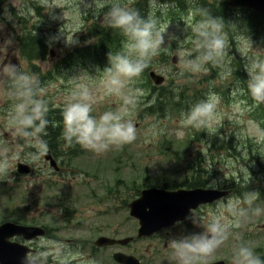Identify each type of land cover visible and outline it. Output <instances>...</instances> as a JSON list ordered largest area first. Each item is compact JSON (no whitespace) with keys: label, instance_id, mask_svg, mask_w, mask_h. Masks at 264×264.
Returning a JSON list of instances; mask_svg holds the SVG:
<instances>
[{"label":"rangeland","instance_id":"374dc122","mask_svg":"<svg viewBox=\"0 0 264 264\" xmlns=\"http://www.w3.org/2000/svg\"><path fill=\"white\" fill-rule=\"evenodd\" d=\"M189 1L186 0L188 5L193 1L220 3L228 0ZM114 2L117 0H50L48 6L42 7L41 0H5L0 6V43L8 38L13 40L9 59L36 77L53 73L50 79L45 78L41 86L48 106L62 109L65 98L81 83L86 84L97 98L93 115L115 109L120 103L116 97L104 94L105 89L101 84L103 72L99 67L91 65L60 69L58 66L68 51L93 41V37L87 33L88 26L95 19L102 22L103 14ZM119 2L131 7L136 0ZM53 3L60 8L50 13ZM156 8L161 11L155 18L157 27L165 30V44L152 59L148 73L156 70L163 74L166 77L163 86L172 91V99L181 100L187 104V108L165 115L148 113L146 107L156 96L153 92L149 97L151 89L145 82L144 71L129 84V87L140 88L144 92L138 98L132 115L137 128L135 141L122 147H111L102 154L76 145L78 155L58 158L61 171H56L44 156L38 164L30 165V174H19L18 163L23 162L25 153L34 150L25 146L22 140L13 141L4 130V118L10 101L5 95L7 83L0 81V139L6 140L13 150L23 148L21 160L13 163L15 171L11 176L14 180H0V223L20 220L22 224L46 226L50 231L48 237L71 240L74 250L95 258L97 264H117L111 251L92 254L89 247L97 236H134L135 241L123 250L127 254L148 259L151 258L148 249H155L156 246L162 248V244L156 240L158 238H137L139 223L130 216L128 203L139 197L147 182L159 187L166 182H176L181 186L191 175V167L202 163V167L209 170L205 172L209 187L230 188L231 195L240 197L247 191H253L257 195L253 208L262 209L259 215L250 210L248 216L242 218L241 227L233 229V232H239V241L230 236L207 259H224L230 264L233 248L241 243L249 245L256 255L264 258V124L257 118L258 109L264 108V104L256 106L248 94V73L245 69L252 58H264V42L255 41L252 32L244 30L240 20L244 16L236 12L230 20L232 26H224L229 44L221 66L214 67L209 63L206 65L209 69L207 73L181 74L177 63L172 62L173 56L181 50L193 49L194 33L190 25L204 19L203 13L194 7L183 11L176 7L178 12L173 13L167 7L158 5ZM63 14L67 21L60 19ZM21 17L29 18V27L36 24L37 35L49 44L46 59L30 62L20 55L18 40L23 26ZM74 32H77V43L69 45L66 38L71 40ZM239 49H244V53ZM239 59H242V69L239 74H234V70L239 68ZM229 69L231 74L226 76ZM200 89L204 90L203 93L196 92ZM233 91H236L235 96L232 95ZM210 93L221 99L218 116L212 126L207 129H181V113L206 99ZM234 104H239V112L233 111ZM257 126L259 132L256 131ZM178 130L183 131L182 138L177 136ZM229 139L232 140L231 145H226ZM62 149L68 150V147L63 145ZM214 208H208L197 217L206 215L209 209ZM188 224L178 226L177 231L200 230L192 222ZM166 231L174 233L176 230L162 232ZM30 245L35 247V241Z\"/></svg>","mask_w":264,"mask_h":264},{"label":"clouds","instance_id":"9594fccd","mask_svg":"<svg viewBox=\"0 0 264 264\" xmlns=\"http://www.w3.org/2000/svg\"><path fill=\"white\" fill-rule=\"evenodd\" d=\"M49 2L50 0H41V6H48ZM148 2L150 9L160 5V0ZM55 8L60 7L53 3L50 13ZM60 19L67 21L64 14ZM102 25L119 29L126 37L120 51L108 54V66L102 70L101 80L105 89L104 94L116 97L120 103L115 109L93 115L97 98L86 84L81 83L65 98L61 109V137L65 147L79 145L96 154L136 140L137 128L132 115L138 98L143 96L144 92L140 88L129 87V84L141 76L165 44V30L157 27L154 11H150L146 17L141 16L138 10L120 3L119 0L112 3L103 14ZM190 27L194 33L193 49L177 53V67L181 74L207 73L209 69L206 65L209 63L214 67L221 66L229 44L223 18L208 15ZM75 33L77 32L73 33L71 40L66 38L67 44L77 43ZM12 44L11 38L0 43V81L7 83L5 95L10 101L4 118V130L13 141L22 140L25 146L34 150L25 153L23 160L28 165H34L49 152L45 137L48 135L50 123L52 127L58 125L48 119V102L43 97L44 90L38 77L24 71L20 64H14L9 59ZM239 50L242 54L245 51ZM14 52L15 50L12 54ZM245 69L248 73L246 81L248 94L256 106L264 104V58H252ZM230 74L229 69L225 75ZM232 95L235 96L236 91H233ZM220 103V97L210 93L206 99L192 105L187 112L181 113L180 128H210L217 119ZM233 111H240L239 104L233 105ZM248 123L251 125L252 122ZM256 131H260L258 126ZM249 132H252L251 127ZM176 134L181 138L184 135L183 131L179 130ZM22 150V147L13 150L6 140L0 139V180L9 182L14 180L11 176L15 171L13 163L21 160ZM256 199L255 192L247 191L242 197L228 195L226 198L218 199L215 208L209 209L204 216L196 217L192 212L187 219L200 230L170 234L167 242L168 249L171 250L170 264H206L207 258L211 257L230 236L239 241L240 234L233 232V229L241 227L242 218L247 217L250 210L256 215L262 212L259 207L253 208ZM182 222L177 221V225ZM20 264H97V261L74 250L71 244L63 239L40 235L35 239V247L30 248L20 258ZM230 264H264V258L256 255L249 245L241 243L233 248Z\"/></svg>","mask_w":264,"mask_h":264},{"label":"trees","instance_id":"16d2710c","mask_svg":"<svg viewBox=\"0 0 264 264\" xmlns=\"http://www.w3.org/2000/svg\"><path fill=\"white\" fill-rule=\"evenodd\" d=\"M189 1V0H188ZM191 2V1H189ZM160 5H165L170 13L187 10L190 7H194L196 10H200L203 13L204 18L208 15L217 18H223L224 26L230 28L231 18H234L236 12H239L244 17L241 20V23L244 27V30L248 33L252 32L255 41L259 43L264 42V16L256 14L255 12L248 9H231L228 7L227 1L224 2H192L188 5L186 0H160ZM159 5V6H160ZM131 8L136 9L140 12L141 16H147L150 11H154L155 15H158L161 11L159 8L150 9L148 0H136L133 3ZM38 9H40L38 7ZM166 9V10H167ZM165 10V11H166ZM179 15V14H175ZM20 17V16H19ZM239 17V16H236ZM20 20V19H19ZM29 18L21 17L20 23L22 26V33L19 36V53L27 61L33 62L36 60H44L49 54V44L39 35H37V25L32 24L31 27L28 26ZM87 33L90 37H93L91 43L85 44L83 46L75 47L74 49L68 51L63 58L59 61L58 66L60 69L73 68L75 66H97L99 69H104L108 66V54L117 53L121 50L123 42L126 40V37L119 29H111L104 27L102 22L95 19L91 25L87 28ZM239 68L234 70V74H239L240 69H242L241 63L242 59H239ZM37 67V66H36ZM151 67L148 66L144 71L146 73V84L150 90L149 97L152 93H155L154 101L146 107L148 113H159L165 115L170 111L180 112L182 109L187 108L186 103H182L181 100L172 99V91L165 86H155L148 76V70ZM37 70L39 68L37 67ZM243 73V71H241ZM53 73H48L47 75L43 74L38 76L40 84L45 81V78H49ZM50 79V78H49ZM146 86V85H145ZM147 87V86H146ZM157 89V91H156ZM203 89L197 90L196 92L203 93ZM223 95H226L225 92H222ZM48 119L58 125L57 127H52L51 123L48 127V135L45 139L48 142L49 149L52 150L55 157L59 158L60 156H76L78 155V147L74 145L73 147L68 148V150H63L62 146L65 145L64 140L61 137L62 132V116L61 108H54L53 106H48ZM259 120L264 124V108L258 109ZM232 140L229 139L225 142L226 145H231ZM202 163L196 164L194 167H191L192 173L184 181L181 186L185 187H197V186H207L208 184V175L205 173L208 172V167L203 168ZM211 176V175H210ZM144 186H151L150 182H147ZM162 187L173 189L180 186L176 182H166L162 184ZM20 221V220H19ZM17 221L18 223H21Z\"/></svg>","mask_w":264,"mask_h":264},{"label":"water","instance_id":"95a60500","mask_svg":"<svg viewBox=\"0 0 264 264\" xmlns=\"http://www.w3.org/2000/svg\"><path fill=\"white\" fill-rule=\"evenodd\" d=\"M3 1V0H0ZM230 8H248L258 14L264 15V0H229ZM177 54L173 56V63H177ZM150 78L155 85L164 84L166 77L155 70L150 71ZM55 170L60 166L49 150L45 156ZM17 170L20 174L31 173V166L27 163H18ZM230 194L229 190L210 189L204 187L166 189L151 186L143 189L138 198L129 203L130 214L138 219V237H149L155 233L173 227L177 221H183L192 209L217 201ZM47 230L39 225H25L16 222H4L0 224V264H20V258L30 250L28 243L34 241L40 235H46ZM22 238L25 242L16 240ZM133 237L114 239L101 236L96 239L95 245L121 244L126 245ZM114 259L120 264H142L134 255L122 252L114 254ZM210 264H225L224 260Z\"/></svg>","mask_w":264,"mask_h":264},{"label":"flooded vegetation","instance_id":"af4514ba","mask_svg":"<svg viewBox=\"0 0 264 264\" xmlns=\"http://www.w3.org/2000/svg\"><path fill=\"white\" fill-rule=\"evenodd\" d=\"M215 204L216 203H214V204H212V205H203V206H201V207H199L198 209H196V210H193V211H191L190 213H189V215H188V217L192 214V212H193V214L197 217V215L198 214H202L203 212H205L208 208H212V207H214L215 206ZM129 207V206H128ZM188 223H191V220L190 219H185L182 223H180V224H178V225H176L173 229H175L176 231L174 232V233H172L173 231H166V232H159V233H157V234H155V235H153L152 237H150V238H158V239H156V240H158L159 242H161V244H162V248H159V247H155V249H153V248H149L148 249V251H150L151 252V258H148V259H141V258H139L140 260H141V262L143 263V264H150L151 262H154V261H157L158 262V264H160V263H163V264H170V255H171V250L170 249H168V246H167V242H168V240H169V238H170V234H177V233H180L179 231H177L178 229H177V227L178 226H185L186 224H188ZM188 225H190V224H188ZM172 229V230H173ZM100 236H108V237H112V238H117V239H121V238H123V237H119V236H116L115 234H113V235H106V234H101V235H99V236H97V238L98 237H100ZM96 238V239H97ZM95 239V240H96ZM95 240L93 241V244H91L90 245V251L92 252V254H96V253H98V252H108V251H111L112 252V256L115 254V252H123V253H126L123 249L125 248V247H127V245L128 244H131V243H133L134 241H135V239L133 240V241H131V242H129L127 245H120V244H115V245H105V246H102V247H99V246H96L95 245ZM68 243H72V241L71 240H68L67 241ZM154 251H155V255L153 256V253H154ZM127 254V253H126ZM155 258H156V260H155ZM115 261V260H114ZM214 261H217V260H214ZM214 261H211L210 259H207V261H206V264H210V263H212V262H214ZM116 262V261H115ZM117 264H120V263H118V262H116ZM227 263V262H226Z\"/></svg>","mask_w":264,"mask_h":264}]
</instances>
